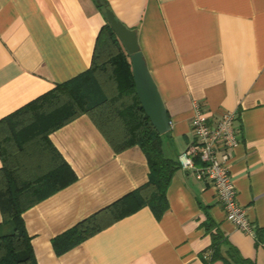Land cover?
<instances>
[{"label":"crops","instance_id":"0c3cea01","mask_svg":"<svg viewBox=\"0 0 264 264\" xmlns=\"http://www.w3.org/2000/svg\"><path fill=\"white\" fill-rule=\"evenodd\" d=\"M106 2L134 30L166 110L164 157L192 141L193 104L237 114L228 171L254 236L225 219L207 181L177 167L158 218L137 207L56 254L54 236L147 179L137 146L114 152L81 114L48 134L75 179L21 214L36 264H264V0ZM102 23L92 0H0V118L84 71Z\"/></svg>","mask_w":264,"mask_h":264},{"label":"trees","instance_id":"16d2710c","mask_svg":"<svg viewBox=\"0 0 264 264\" xmlns=\"http://www.w3.org/2000/svg\"><path fill=\"white\" fill-rule=\"evenodd\" d=\"M92 1L104 23L88 67L0 118V264H36L21 214L75 179L48 134L81 114L114 152L137 146L147 179L128 201L118 200L54 236V252L66 251L137 207L147 206L155 218L166 209L164 192L177 162L162 155L160 134L135 96L129 59L104 17L106 0ZM215 249L214 242L212 253Z\"/></svg>","mask_w":264,"mask_h":264},{"label":"built area","instance_id":"2783aa9c","mask_svg":"<svg viewBox=\"0 0 264 264\" xmlns=\"http://www.w3.org/2000/svg\"><path fill=\"white\" fill-rule=\"evenodd\" d=\"M236 119L234 111L211 114L193 104L190 118L193 139L176 155V162L179 168L191 170L197 178L210 184L227 221L254 236L251 223L236 200L228 171L230 152L239 143Z\"/></svg>","mask_w":264,"mask_h":264},{"label":"water","instance_id":"95a60500","mask_svg":"<svg viewBox=\"0 0 264 264\" xmlns=\"http://www.w3.org/2000/svg\"><path fill=\"white\" fill-rule=\"evenodd\" d=\"M104 17L129 59L134 93L140 107L158 134L166 132L169 128L166 110L140 55L134 30L116 19L110 9L104 10Z\"/></svg>","mask_w":264,"mask_h":264}]
</instances>
